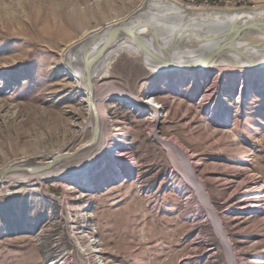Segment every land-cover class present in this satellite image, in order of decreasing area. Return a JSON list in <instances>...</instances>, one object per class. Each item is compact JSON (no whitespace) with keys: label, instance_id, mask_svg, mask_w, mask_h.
<instances>
[{"label":"rangeland","instance_id":"obj_1","mask_svg":"<svg viewBox=\"0 0 264 264\" xmlns=\"http://www.w3.org/2000/svg\"><path fill=\"white\" fill-rule=\"evenodd\" d=\"M145 1L0 0V172L92 138L65 52ZM99 82L111 91L91 186L73 179L85 155L59 177L1 182L0 264H264V70L224 62L154 73L124 51Z\"/></svg>","mask_w":264,"mask_h":264},{"label":"water","instance_id":"obj_2","mask_svg":"<svg viewBox=\"0 0 264 264\" xmlns=\"http://www.w3.org/2000/svg\"><path fill=\"white\" fill-rule=\"evenodd\" d=\"M145 7L146 1L142 8L134 11L125 20L107 26L100 32H97L78 43L82 46L81 60L85 73L84 79L89 96L91 97V107L94 112L97 133L99 130V121L94 100L92 98V83L96 77L95 69L105 51L117 42L129 41L136 44L140 49L139 56L146 67L145 58L157 61L163 65V68L155 73L181 72L188 70L196 71L205 67L213 66L215 62L228 58L227 54L229 52L238 53L237 55L241 57L235 62L239 67L250 70H264V60L247 57L241 52V49L234 47V44L238 42L255 41L264 43V6L255 9H199L195 12L196 15L191 21L196 22L201 16H205L206 23H208L227 16L235 15L233 17V23L227 29H222L219 33L206 35L207 32H204L202 29L196 30L194 29V26H187L190 21L186 20L183 25L179 26L174 31L170 43H165L159 36V30L157 27L152 22L146 21L140 15ZM143 30H148V35L151 36V43H147L144 34L140 33V31ZM195 41L197 42V46H202L210 41H216L217 43L214 47L208 49L206 53H202L201 55H197L188 60L181 61V59H176L175 56H173V52L190 47V44ZM97 133L96 138L92 135V138L77 150L60 154L51 160H23L9 165L0 172V183L11 180L12 178L10 175L16 172L24 171L31 176H38L50 172L57 167H61V165L74 160L84 149L95 145Z\"/></svg>","mask_w":264,"mask_h":264},{"label":"bare ground","instance_id":"obj_3","mask_svg":"<svg viewBox=\"0 0 264 264\" xmlns=\"http://www.w3.org/2000/svg\"><path fill=\"white\" fill-rule=\"evenodd\" d=\"M188 1V2H187ZM252 0H244V7H248L247 4H249ZM145 3V2H144ZM143 3V4H144ZM142 5H140L136 10H139L142 8ZM186 5L187 6H194V0H186ZM223 6L225 7H232V3H223ZM202 8H207V9H212L214 7H207V1L206 0H196L195 1V8H188L184 7L180 3H178L176 0H146V7L144 11L141 12V16L146 20L152 22L157 29L159 30V36L163 39L165 43H170L174 31L183 23L188 20L190 21L187 26H194V29H202L204 32H207L206 35H213L216 33H219L222 29H227L232 23H233V17L235 16H227L222 19H218L217 21L214 22H208L206 23V17L201 16L198 21L193 22L191 19L195 17L196 11ZM241 8V7H240ZM252 8V7H251ZM259 8V7H258ZM225 9V8H222ZM226 9H237L235 7L233 8H226ZM255 9V8H254ZM77 10V8H76ZM78 11V10H77ZM133 11V12H134ZM133 12L125 16L124 18L116 19L110 23H108L104 27L96 28L93 30H90L87 32V34L80 39L79 41L73 42L68 49L65 52V63L68 69V72L70 75L74 76L76 81L81 84V86L85 89L87 93V98L89 101V106H90V126L93 129V136L96 138V125H95V117H94V112L91 107V100L90 96L88 93L87 85L85 83L84 79V70L82 67V60H81V49L82 46L81 44H78L85 40L86 38L90 37L91 35L100 32L101 30L105 29L107 26H110L112 24L118 23L120 21L125 20L129 15H131ZM141 34H144L146 42L151 43V36L148 35V30H143L140 31ZM148 35V36H147ZM218 42V40H217ZM216 41H210L208 43H205L202 46H197V42H192L190 44V47H186L184 49H179L175 52H173V56L177 59L183 60H188L190 58L196 57L197 55H201L202 53H206L208 49L214 47L217 43ZM150 45V44H149ZM234 47L237 49H241V52L247 56V57H255L258 60H264V43L262 42H255V41H248V42H241V43H236L234 44ZM124 51H127L131 54L134 55H140V49L136 44L133 42L129 41H120L117 42L115 45L111 46L109 49L105 51L103 54L102 58L98 61L95 69V74L96 77L93 80L92 83V89H93V100L97 112V117L99 121V130L97 133V140L95 145H92L91 147H88L81 151V153L78 154V156L75 158H79L83 155L87 157V159L90 161L86 166L77 169L73 176L74 181L84 184L86 186H91V181H90V176L92 173V169L97 165V161L100 160L98 158L100 156L101 151L105 147V143L107 140V130H106V125H107V115H106V108L104 105V99H105V94L108 91H111L108 89V84H100L99 80L101 77L107 75L110 72L111 65L113 61L115 60L118 55ZM238 53L234 52H229L228 58L222 59L219 62H215L216 65H222L224 62H227L229 64H234L235 61H238L241 57L237 55ZM146 59V65L147 67L152 71V72H158L163 68V65H161L159 62L145 58ZM189 72L191 70H188ZM260 71V69H259ZM185 75V73H181V76ZM110 86V85H109ZM118 88V87H117ZM116 88V89H117ZM249 92H244L239 100V103L241 104L242 101L244 100L245 96H247ZM152 103V107L154 111L156 112L155 115L158 113V107L155 103V100L152 98L150 101H147L145 104ZM229 120L228 118L226 121ZM225 122V120H224ZM74 159V160H75ZM25 160V159H23ZM20 160V161H23ZM92 160V162H91ZM20 161H15L12 164ZM64 165V164H63ZM61 165V166H63ZM61 169L60 167H57L53 169L50 172L40 174L38 176H31L27 174V172H16L14 174H11V178H22L23 176L28 177L29 179L34 177L38 180L46 179V178H54V177H59L61 174ZM67 173V172H62ZM192 176H194L192 173H190ZM194 178V177H193ZM194 181V180H193ZM195 182V181H194ZM261 187V186H259ZM201 188V187H200ZM262 188H259V191ZM258 190V189H257ZM206 199H207V195ZM255 207V206H254Z\"/></svg>","mask_w":264,"mask_h":264},{"label":"crops","instance_id":"obj_4","mask_svg":"<svg viewBox=\"0 0 264 264\" xmlns=\"http://www.w3.org/2000/svg\"><path fill=\"white\" fill-rule=\"evenodd\" d=\"M259 142H260V147L262 148L261 149V151L257 154V169H258V172H259V174L263 177V179H264V132L262 133V135L259 137ZM260 216V218L261 219H264V214H261V215H259ZM257 241V240H256ZM259 242H260V240H258ZM261 245H262V248H259V250H264V243H261ZM220 249H216L215 247H210L209 249H208V252H209V254H208V257H209V259L210 258H212V257H214V259H215V257L217 256V253H218V251H219ZM259 255L260 254H264V252H260V253H258ZM208 260V259H207ZM207 260H205L206 261V263L205 264H213V260L211 259V263H210V261H209V263L207 262ZM227 264H230V261H229V258H228V256H227Z\"/></svg>","mask_w":264,"mask_h":264},{"label":"built area","instance_id":"obj_5","mask_svg":"<svg viewBox=\"0 0 264 264\" xmlns=\"http://www.w3.org/2000/svg\"><path fill=\"white\" fill-rule=\"evenodd\" d=\"M178 3L183 5L184 7L188 8H195V1L194 0V6H186V0H176ZM207 1V7H223V3H232V7H244V0H206ZM7 194L13 193L12 190H7Z\"/></svg>","mask_w":264,"mask_h":264}]
</instances>
